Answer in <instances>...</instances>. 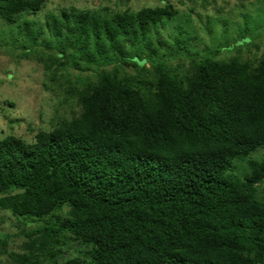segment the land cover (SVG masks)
I'll return each instance as SVG.
<instances>
[{
	"label": "trees",
	"instance_id": "obj_1",
	"mask_svg": "<svg viewBox=\"0 0 264 264\" xmlns=\"http://www.w3.org/2000/svg\"><path fill=\"white\" fill-rule=\"evenodd\" d=\"M41 1L0 0V14ZM170 14L166 6L111 17L71 11L64 15L74 24L58 47L71 42L87 68L118 59L142 67L156 50L116 58L119 37L133 44ZM154 72L152 91L102 68L92 91L79 94L78 118L39 131L32 143L0 139V190L21 189L1 196L0 208L49 219L43 229L52 236L73 235L80 256L54 264H264V200L255 196L264 159L250 160L244 179L232 173L235 159L264 146V59L251 67L206 58L193 64L185 88L161 61Z\"/></svg>",
	"mask_w": 264,
	"mask_h": 264
},
{
	"label": "rangeland",
	"instance_id": "obj_2",
	"mask_svg": "<svg viewBox=\"0 0 264 264\" xmlns=\"http://www.w3.org/2000/svg\"><path fill=\"white\" fill-rule=\"evenodd\" d=\"M165 6L169 16L151 23L133 44L130 37H119L122 48L113 50L116 58H124L129 51L144 55L155 49L158 57L142 67L121 64L118 59L87 68L84 60L74 58L71 42L66 41L63 50L58 47V39L74 24L65 13L86 11L111 17L126 10L135 13ZM59 27L62 33L56 32ZM248 36V42L236 45L239 38ZM88 39V47L93 48V36ZM140 43L144 45L139 47ZM206 58L257 66L264 59V0H42L36 9H20L6 18L0 14V139L12 135L32 143L39 131H51L78 118L83 110L79 94L92 91L102 68H116L120 77H134L144 89L154 91L158 61L172 76L182 78L175 81L185 88L192 82L193 64ZM74 59L80 66L72 63ZM263 159L261 146L245 159H235L232 173L244 179L249 161ZM255 187V196L264 200V179ZM20 191L12 186L0 190V197ZM67 209L63 205L57 214ZM49 223L46 218L16 217L0 208V264H54L80 256V245L70 240L73 235L58 232L52 236L43 229Z\"/></svg>",
	"mask_w": 264,
	"mask_h": 264
}]
</instances>
